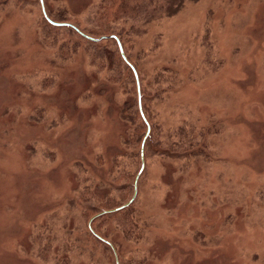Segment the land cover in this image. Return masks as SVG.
Masks as SVG:
<instances>
[{
  "label": "rangeland",
  "instance_id": "obj_1",
  "mask_svg": "<svg viewBox=\"0 0 264 264\" xmlns=\"http://www.w3.org/2000/svg\"><path fill=\"white\" fill-rule=\"evenodd\" d=\"M47 3L92 24L90 0ZM41 13L40 0H0V264H264V0H198L125 40L158 87L140 88L144 121L133 76L142 134L124 160L132 88L110 84L82 42L70 56L47 45ZM183 134L192 151L173 146ZM142 167L137 230L101 222L116 249L93 226L132 199ZM115 192L122 205L94 207Z\"/></svg>",
  "mask_w": 264,
  "mask_h": 264
},
{
  "label": "trees",
  "instance_id": "obj_2",
  "mask_svg": "<svg viewBox=\"0 0 264 264\" xmlns=\"http://www.w3.org/2000/svg\"><path fill=\"white\" fill-rule=\"evenodd\" d=\"M197 1L198 0H95V2H93V0H90V3L88 5L89 7L86 9V13H88L89 18V20L87 18V21L91 22L92 24L87 28L82 27L83 25L80 24V14H73L65 4L60 5L59 7H52L51 9V7L48 6L47 0L43 1V7L45 9L46 15L53 23L70 24L75 27L79 31V33L94 39L107 37V39H104L98 43H94L85 39L78 33L73 32L75 35H72V31H69L72 36L76 37L75 40L73 37H64L61 34V28H55L51 26L49 27L45 24L43 25L45 32L44 42L47 45L59 46V53L61 52V54L64 56H70L75 54L74 50L76 46L80 44L79 42H82L84 45H87V47L92 51L94 59L99 62V70H101V72L103 71L106 79L110 84H117L121 87L132 88L134 100L132 102V105H129V108H123L122 117L126 124H128L127 130H129V127L132 125L135 127L130 135L131 137L129 140L127 137L125 147L127 149L130 145H135V148L134 151L132 150V152L130 153L126 150L125 153L123 151L121 155L118 156L119 158H121V160L126 159L129 154L130 156H133V159L136 158V156L139 154L137 148L139 146L142 133L137 127L138 123H140V117L138 114L137 101L135 97L136 87L133 79L134 75L129 67H127V65L121 59L118 45L114 39H111V37L116 38L120 42L127 61L137 72L140 79V88L143 96L150 97L149 95L154 90V87L158 86L156 85L155 81L150 82L147 85L144 84L141 73L138 71L137 65L134 63L132 58L128 56L127 52L124 49L126 42L125 40L129 41L132 37L145 34L150 25L173 18L185 7V5L189 3H196ZM72 21H75L79 25ZM163 71L164 70H162L161 73H159V75L157 76L159 77L160 75L168 73L167 71ZM126 103L127 102H125V105H127ZM148 103L149 101L147 100H145V102H142L145 117H147L146 113H148ZM185 136L186 134H183L181 136L182 143L178 142L173 144V146H178L177 148L180 151L183 146L188 145L190 147V150L192 151L193 147L192 145H190L191 141L186 139ZM133 137L135 138L133 139ZM131 139L133 140L131 141ZM202 147L203 149L205 148L204 146ZM176 151L178 152V150H175L174 152ZM120 176L122 178V174H117L118 178ZM118 178L116 179L117 181ZM124 194V192H115V194H113L112 196L110 195L109 198L101 200L95 198L94 200V197H91V200H93L95 203L94 207L97 206V208L99 209L108 211L110 209L119 207L125 202ZM131 206L129 207V209L126 208L124 210H121L120 212L110 214L108 217L104 216L98 219L97 221H99V225L97 227L96 224L95 226H93L94 231L103 239L110 242L116 249H118L116 242L102 232V220L107 219L109 222L119 220V226L122 227V233L125 234L126 232L131 233L132 231H136L138 221L133 217ZM90 211L91 210L86 211L84 213V217L86 216V214H89ZM124 228L126 230H124ZM92 240L97 246L100 247V245H98V243L94 239ZM73 241L74 240H71L69 242L73 243ZM104 250H108L107 247H105ZM118 255L120 257L119 252ZM68 258L73 259L72 256H69ZM138 261L139 258L137 257H132L127 261H123V259L121 258L120 264H137Z\"/></svg>",
  "mask_w": 264,
  "mask_h": 264
},
{
  "label": "water",
  "instance_id": "obj_3",
  "mask_svg": "<svg viewBox=\"0 0 264 264\" xmlns=\"http://www.w3.org/2000/svg\"><path fill=\"white\" fill-rule=\"evenodd\" d=\"M40 5H41V11H42V14H43L44 19H45V20L47 21V23L50 24L52 27H55V28H72V29L75 30L78 34L82 35L85 39H87V40H89V41H91V42H94V43H98V42H100V41H102V40H104V39H107V37H103V38H99V39L88 38L87 36H84L83 34L79 33L75 27H73V26H71V25H69V24H55V23H53L52 21H50V19L47 17V15H46V13H45V9H44V7H43V1H42V0H40ZM111 39H114V40L116 41V43H117V45H118V50H119V54H120L121 59H122L123 62L127 65V67H129V69L132 71V73H133V75H134V77H135V79H136L139 111H140L141 118L144 120L143 115H142V113H141L140 87H139V84H138V78H137L136 71L134 70V68L132 67V65L127 61V59H126V57H125V55H124L123 49H122V47H121L120 42H119L116 38H114V37H111ZM144 121H145V120H144ZM148 134H149V131H148V133H147V136H148ZM145 140H146V139H145ZM145 140H144L143 143H142V148H143L144 145H145V142H146ZM142 170H143V167H142L140 173L138 174V176H137V178H136L135 186H134V194H133L132 199H131V200H130V201H129L124 207L119 208V209L114 210V211H110V212H108V213H101L100 215H98L97 218H99V216L110 215V214H114V213L120 212L121 210H124V209H126V208H129V207L133 204V202H134V200H135V198H136V184H137V181H138V179H139V177H140V175H141V173H142ZM94 220H95V219H94ZM94 220L92 219V220L90 221L89 224H91ZM89 228H90V226H89ZM90 231H91V230H90ZM91 233L94 235V233H93L92 231H91ZM94 236H95V235H94ZM116 264H117V262H116Z\"/></svg>",
  "mask_w": 264,
  "mask_h": 264
}]
</instances>
